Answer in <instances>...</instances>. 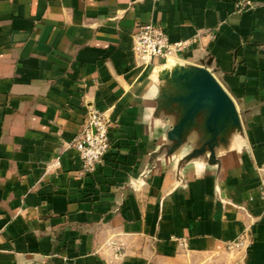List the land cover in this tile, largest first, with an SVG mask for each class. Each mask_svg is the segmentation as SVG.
<instances>
[{"label":"crops","instance_id":"obj_1","mask_svg":"<svg viewBox=\"0 0 264 264\" xmlns=\"http://www.w3.org/2000/svg\"><path fill=\"white\" fill-rule=\"evenodd\" d=\"M251 1L0 0V264H264V0ZM148 23L187 46L142 65ZM170 59L209 68L237 105L243 135L219 164L155 155ZM90 109L111 117V147L85 173L73 143Z\"/></svg>","mask_w":264,"mask_h":264},{"label":"water","instance_id":"obj_2","mask_svg":"<svg viewBox=\"0 0 264 264\" xmlns=\"http://www.w3.org/2000/svg\"><path fill=\"white\" fill-rule=\"evenodd\" d=\"M155 118H168L166 140L155 155H182L179 166L203 158L219 164L243 126L237 105L209 68L170 59L156 70Z\"/></svg>","mask_w":264,"mask_h":264},{"label":"built area","instance_id":"obj_3","mask_svg":"<svg viewBox=\"0 0 264 264\" xmlns=\"http://www.w3.org/2000/svg\"><path fill=\"white\" fill-rule=\"evenodd\" d=\"M242 5L252 6L251 0H245ZM188 42L172 41L163 26L148 23L143 25L134 35L133 51L142 65L150 63L155 58L175 56L187 46ZM112 119L107 112L90 109L82 132L73 145L78 150L83 163V171L92 173L102 161L111 147L109 130ZM260 172L259 196L264 201V159L257 167ZM240 242L235 244L239 246ZM117 254L119 247H115Z\"/></svg>","mask_w":264,"mask_h":264},{"label":"rangeland","instance_id":"obj_4","mask_svg":"<svg viewBox=\"0 0 264 264\" xmlns=\"http://www.w3.org/2000/svg\"><path fill=\"white\" fill-rule=\"evenodd\" d=\"M184 263L185 264H240V261L239 259H237V257L234 254L223 253V254H212V255H202V256L187 255Z\"/></svg>","mask_w":264,"mask_h":264}]
</instances>
